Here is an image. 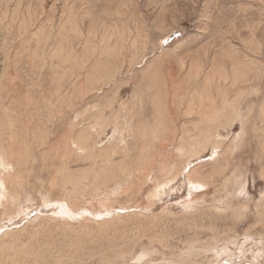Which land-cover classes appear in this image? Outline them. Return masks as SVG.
Segmentation results:
<instances>
[{"label": "rangeland", "instance_id": "1", "mask_svg": "<svg viewBox=\"0 0 264 264\" xmlns=\"http://www.w3.org/2000/svg\"><path fill=\"white\" fill-rule=\"evenodd\" d=\"M210 263L264 264V0H0V264Z\"/></svg>", "mask_w": 264, "mask_h": 264}, {"label": "bare ground", "instance_id": "2", "mask_svg": "<svg viewBox=\"0 0 264 264\" xmlns=\"http://www.w3.org/2000/svg\"><path fill=\"white\" fill-rule=\"evenodd\" d=\"M84 25H85V24H84ZM123 87H124V86H123ZM121 89H122V88H121ZM259 95H260V94H259ZM115 104H116V103H115ZM126 104H127V102H126ZM125 107H126V105H125ZM101 113H102V112H101ZM213 113H215V112H213ZM103 120H104V119H103ZM98 122H99V121H98ZM92 124H93V123H92ZM97 124H98V123H97ZM67 125H68V124H67ZM65 126H66V124H65ZM116 126H117V125H116ZM215 126H216V125H215ZM104 134H105V133H104ZM201 143H202V142H201ZM201 145H202V144H201ZM203 146H204V145H203ZM207 149H208V148H207ZM207 149H206V150H207ZM96 156H97V155H96ZM214 158H216V157H214ZM64 171H65V170H64ZM64 171H63V172H64ZM38 172H39V170H38ZM38 172H37V173H38ZM69 172H71V171H69ZM36 175H37V174H36ZM36 177H37V176H36ZM150 177H151V176H150ZM169 180H170V179H169ZM176 180H177V179H176ZM167 181H168V180H167ZM173 181H174V180H173ZM197 182H198V181H197ZM59 183H60V182H59ZM171 183H172V182H171ZM175 183H176V182H175ZM169 185H170V184H169ZM39 186H40V185H39ZM203 186H204V185H203ZM57 188H58V187H57ZM162 188H163V187H162ZM111 189H112V188H111ZM107 190H108V189H107ZM107 190H106V191H107ZM117 193H118V192H117ZM117 193H116V194H117ZM58 194H60V192H59ZM4 195L6 196L5 193H4ZM12 195H13V194H12ZM66 195H67V194H66ZM63 196H64V195H63ZM6 197H7V196H6ZM51 197H52V196H51ZM15 198H16V197H15ZM55 198H57V196H55ZM109 198H110V197H109ZM61 199H62V198H61ZM26 200H27V199H26ZM29 200H30V199H29ZM64 200H65V199H64ZM109 200H110V199H109ZM32 201H33V200H32ZM18 202H19V201H18ZM47 202H48V201H47ZM53 202H54V201H53ZM31 203H32V202H31ZM48 203H50V202H48ZM65 203H66V202H65ZM55 205H56V204H55ZM13 206H14V205H13ZM31 206H32V205H31ZM10 212H11V211H10ZM10 212H9V213H10ZM12 213H14V212H12ZM13 216H14V215H13ZM10 222H11V221H10ZM250 237H252V236H250ZM254 237H255V236H254ZM260 239H261V238H260ZM261 240H262V239H261ZM243 243H244V242H243ZM217 246H218V245H217ZM228 247H229V246H228ZM214 248H216V247H214ZM206 250H207V249H206ZM210 250H211V249H210ZM212 250H213V249H212ZM216 250H217V249H216ZM262 252H263V251H262ZM255 253H256V252H255ZM259 253H260V252H259ZM257 254H258V253H257ZM143 255H144V254H143ZM143 255H142V256H143ZM217 259H218V258H217ZM137 260H138V259H137ZM141 261H142V260H141ZM138 262H139V261H138ZM221 262H222V261H221ZM155 263H156V262H155ZM210 264H211V263H210Z\"/></svg>", "mask_w": 264, "mask_h": 264}]
</instances>
